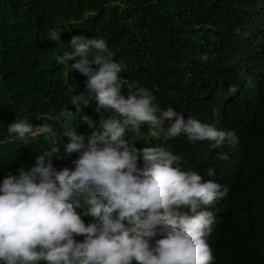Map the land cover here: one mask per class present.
Instances as JSON below:
<instances>
[{"label":"trees","instance_id":"trees-1","mask_svg":"<svg viewBox=\"0 0 264 264\" xmlns=\"http://www.w3.org/2000/svg\"><path fill=\"white\" fill-rule=\"evenodd\" d=\"M57 28L62 43L72 35L104 39L121 79L149 89L161 109L237 133L232 151L183 136L153 139L147 126L130 137L136 148L157 144L181 155L183 168H213L212 177L227 186L244 169L237 193L209 206L215 223L207 243L214 264H264V0H0V179L55 147L53 165L71 168L76 153L64 151V125L87 137L107 115L90 99L73 104L77 94L87 98L86 77L57 64L60 42L49 40ZM22 117L48 124L51 137L16 140L7 126ZM218 151L229 159L215 160Z\"/></svg>","mask_w":264,"mask_h":264},{"label":"clouds","instance_id":"clouds-1","mask_svg":"<svg viewBox=\"0 0 264 264\" xmlns=\"http://www.w3.org/2000/svg\"><path fill=\"white\" fill-rule=\"evenodd\" d=\"M117 3L113 0V6ZM60 31H51L49 40L60 42ZM113 55L102 38L72 35L59 43L57 64L86 77L87 98L77 94L73 104L88 105L90 99L98 113L107 115L87 137L64 125V151L76 153L71 168L53 165L55 147L35 155L27 169L21 166L0 179V264L215 263L214 245L207 243L215 218L208 208L237 193L246 171L240 169L227 186L212 177L213 168L204 174L183 168L181 155L157 144L136 148L130 133L147 126L153 139L183 136L192 144L208 141L210 148L231 151L239 137L217 129L215 120L212 126L185 119L172 107L161 109L149 89L121 79ZM52 131L23 117L7 126L25 145L38 136L51 137ZM213 158L227 161L229 154L218 151ZM85 216L92 218L87 224ZM79 236L83 239H75Z\"/></svg>","mask_w":264,"mask_h":264}]
</instances>
